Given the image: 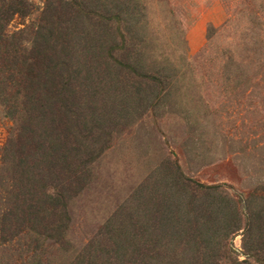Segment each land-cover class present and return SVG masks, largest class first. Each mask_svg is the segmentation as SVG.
<instances>
[{
	"label": "rangeland",
	"instance_id": "1",
	"mask_svg": "<svg viewBox=\"0 0 264 264\" xmlns=\"http://www.w3.org/2000/svg\"><path fill=\"white\" fill-rule=\"evenodd\" d=\"M28 1L33 12L16 15L10 31L62 3ZM81 1L70 0L89 4L94 20L101 19L103 5L118 9L110 34L85 15L63 23L85 63L102 62V122L114 130L85 170L83 188L76 195L63 192L67 202L53 215L43 200L56 190L34 179L33 164L23 173L15 165L10 142L28 111L24 97L6 86L9 94H0V264H78L100 233L105 254L111 237L120 246L117 253L130 254L147 234L114 216L127 207L132 213L153 209L156 199L185 222L169 223V238L183 244L181 227L199 231L190 253L203 247L218 255L213 264H264V0ZM127 35L140 43L142 54L133 85L118 82L106 51ZM183 178L219 187L193 198L182 194ZM21 196L38 201L44 220L22 217L24 230L9 229ZM46 224L61 236L42 233Z\"/></svg>",
	"mask_w": 264,
	"mask_h": 264
},
{
	"label": "trees",
	"instance_id": "2",
	"mask_svg": "<svg viewBox=\"0 0 264 264\" xmlns=\"http://www.w3.org/2000/svg\"><path fill=\"white\" fill-rule=\"evenodd\" d=\"M61 2L60 8H50L48 12L44 9L31 24L10 31L8 27L15 16H28L34 6L28 0H0V94H9L6 86L12 88L14 93L24 97L28 111L17 138L10 145L15 146V155L18 156L15 165L20 173L31 163L37 168L34 179L46 182L47 186L56 190L47 192L48 198L43 200L45 205L50 206V209L43 211L49 210L53 215L67 202L63 192L76 195L83 188L85 170L106 148L114 130L109 129L111 125L102 122L104 112L102 100L98 97L103 86L102 62L98 58L95 63L91 60L85 63V55L75 50L77 40L69 36L65 30L69 26L63 23L85 15L91 23L93 21V25L110 34L113 33L110 31L113 30L111 20L119 14L117 8L110 10L103 5L101 19L94 20L96 10L89 9V4L72 3L70 0ZM85 5H88L87 9H84ZM107 26L110 29H106ZM117 40L106 48L107 55L118 68V82L133 85L140 75L136 66L142 55L140 43L131 36H122ZM115 50L119 51L116 56ZM21 149L23 158L19 159ZM27 156L28 160H25ZM31 156H34L32 160ZM25 162L28 164L25 165ZM176 184L178 186V181ZM180 184L185 191L181 193L187 195L188 191L193 198L196 193L219 187L204 185L189 178L181 179ZM154 202L153 209L146 206L132 213L127 207L120 217L117 214L114 216L123 219L124 225L126 222L137 224L138 230L143 232L141 235L147 234L144 244L139 242L136 250L120 255L117 253L120 246L111 237V243L106 247L108 254H105L100 233L79 254L78 259L82 260L77 263L92 259L87 264H98L95 261L103 258L100 261L103 264H199L200 260L205 263L203 259L213 264L218 255L203 247L196 254L189 252V248L197 243L199 231H194L191 225V230L187 231L181 227L185 226V222L181 221L177 211H166L162 200L156 199ZM38 205V201L30 196H21L16 210L12 208L15 220L6 223L10 225L9 229L19 226V231L24 230L22 217H29L30 222L36 216L43 222L44 218L36 212H43ZM173 222L179 223L181 226H178L185 230L183 237L187 242L178 244L169 238V223ZM40 230L58 238L62 234L54 225L46 224L45 229Z\"/></svg>",
	"mask_w": 264,
	"mask_h": 264
}]
</instances>
